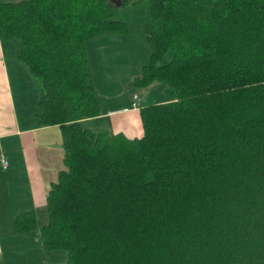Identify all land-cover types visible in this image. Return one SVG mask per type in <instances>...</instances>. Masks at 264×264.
<instances>
[{
	"label": "trees",
	"instance_id": "obj_1",
	"mask_svg": "<svg viewBox=\"0 0 264 264\" xmlns=\"http://www.w3.org/2000/svg\"><path fill=\"white\" fill-rule=\"evenodd\" d=\"M132 2L147 6L149 54L126 81L142 125L130 137L85 123L105 112L85 41L127 40L118 5L0 1V37L19 41L64 149L44 207L17 213L16 231L64 264H264V0Z\"/></svg>",
	"mask_w": 264,
	"mask_h": 264
},
{
	"label": "crops",
	"instance_id": "obj_2",
	"mask_svg": "<svg viewBox=\"0 0 264 264\" xmlns=\"http://www.w3.org/2000/svg\"><path fill=\"white\" fill-rule=\"evenodd\" d=\"M127 40L114 33L86 39L93 82L105 112L86 119L85 123L93 129L110 127L114 132L122 131L133 137L142 134L139 108L129 106L131 97L120 85L138 72L149 49L143 32L132 41L133 46ZM95 44L103 51L104 45L112 46L115 52L110 54L109 50L104 58L113 70L105 75L100 70L98 77L89 56V48ZM18 51L16 38L0 37V264H29L27 259L35 251L40 252L39 257L48 256V259L33 264H48V261L60 264L64 261L62 251L46 250L37 234L17 232L13 221L17 213L45 204L50 183L64 167L61 129L58 124H41L39 100L44 90L27 64L17 59ZM122 69H126L125 75L120 74ZM27 89L32 93L31 98ZM1 158L7 160L6 166Z\"/></svg>",
	"mask_w": 264,
	"mask_h": 264
},
{
	"label": "rangeland",
	"instance_id": "obj_3",
	"mask_svg": "<svg viewBox=\"0 0 264 264\" xmlns=\"http://www.w3.org/2000/svg\"><path fill=\"white\" fill-rule=\"evenodd\" d=\"M111 3H114L113 5H118L119 7V13L118 16L124 20H126L129 25H130V34L127 36L126 39L129 40V45L133 46L132 43V38L133 40H135L137 37H139V35L143 32L142 30V25L144 20L147 18L148 16V10H147V6L144 3H133V0H119V2H114L109 0ZM117 1V0H116ZM115 35H117L118 33H114ZM104 48H106V52L103 50H100V46H97V44L93 45L92 47L89 48V56L92 57V62L94 64V70H95V75L98 77V74L100 73V70L102 72L103 75L107 74L109 71L113 70V67L109 64V63H105L104 58L105 55H108V52L110 50V54H114V50H112V46H103ZM8 58V56H7ZM134 66V65H132ZM91 68H93V66L91 65ZM125 70L126 69H122L120 71L121 75H125ZM127 85V82H122L120 87L123 88ZM28 94H29V98H31V92L29 89H27ZM138 93L141 95L142 97V103L146 102L147 99L149 98L148 96V90L147 88H139L137 89ZM34 95H37V92H34ZM62 163H63V159H62ZM64 165V163H63ZM45 204H43L42 206H39L36 208L37 212H40V210L44 207ZM62 253L64 254V260L66 259V252H64V250H62ZM40 252H32V256L27 259V262L29 264H33L34 261L37 262L39 260V262L44 263L45 260L48 259V256H41L39 257ZM64 262V261H63ZM60 263V264H64V263ZM48 264H50V262L48 261Z\"/></svg>",
	"mask_w": 264,
	"mask_h": 264
},
{
	"label": "built area",
	"instance_id": "obj_4",
	"mask_svg": "<svg viewBox=\"0 0 264 264\" xmlns=\"http://www.w3.org/2000/svg\"><path fill=\"white\" fill-rule=\"evenodd\" d=\"M132 105H135L136 104V100L138 99V95L137 94H133L132 95ZM1 162L3 164V166H6L7 165V160L5 158H1Z\"/></svg>",
	"mask_w": 264,
	"mask_h": 264
},
{
	"label": "flooded vegetation",
	"instance_id": "obj_5",
	"mask_svg": "<svg viewBox=\"0 0 264 264\" xmlns=\"http://www.w3.org/2000/svg\"><path fill=\"white\" fill-rule=\"evenodd\" d=\"M111 1H114V2H119V0H117V1H116V0H111Z\"/></svg>",
	"mask_w": 264,
	"mask_h": 264
}]
</instances>
